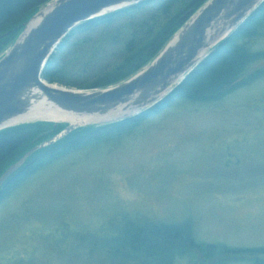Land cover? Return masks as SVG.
<instances>
[{
	"label": "rangeland",
	"instance_id": "obj_1",
	"mask_svg": "<svg viewBox=\"0 0 264 264\" xmlns=\"http://www.w3.org/2000/svg\"><path fill=\"white\" fill-rule=\"evenodd\" d=\"M192 1L178 0L166 16L175 17ZM165 2L146 0L108 24L68 37L51 61L59 74L53 84L92 91L89 85L100 78H124L150 64V45L168 22L159 9ZM250 44L264 50V37ZM133 53L134 61L125 63ZM263 67L264 61L255 64L248 74ZM125 219L190 221L198 243L222 251L195 252L173 264L264 260L263 254L221 249L264 248L262 79L216 103L176 100L131 133L92 143L27 179L0 204V264L151 262L147 254L109 255L105 242Z\"/></svg>",
	"mask_w": 264,
	"mask_h": 264
},
{
	"label": "water",
	"instance_id": "obj_2",
	"mask_svg": "<svg viewBox=\"0 0 264 264\" xmlns=\"http://www.w3.org/2000/svg\"><path fill=\"white\" fill-rule=\"evenodd\" d=\"M145 1L53 0L24 25L0 59V132L38 121L67 127L8 167L0 176V191L39 150L80 128L125 121L162 102L264 4V0H208L150 64L107 88L79 91L44 81L49 60L77 27Z\"/></svg>",
	"mask_w": 264,
	"mask_h": 264
},
{
	"label": "trees",
	"instance_id": "obj_3",
	"mask_svg": "<svg viewBox=\"0 0 264 264\" xmlns=\"http://www.w3.org/2000/svg\"><path fill=\"white\" fill-rule=\"evenodd\" d=\"M51 1L53 0H0V54L14 39L15 41L18 39L24 30V25L30 21L39 9ZM177 1L167 0L161 8L159 7L161 11L164 10L162 15L166 16ZM207 1L193 0L186 9L175 17L169 19L166 16L168 18L167 24L159 32L157 39L153 40L150 45L152 57L149 62H152L173 35ZM129 9L131 8L80 25L65 38L57 51L63 49L66 39L76 32H87L98 25L108 24L118 14ZM263 31L264 4L233 35L212 50L209 56L171 95L150 110L114 124L80 128L57 143L36 152L3 186L0 191V204L18 186L40 170L92 143L107 142L117 136L131 133L145 121L162 113L176 100L191 103H216L250 83L253 84L261 79L264 81V67L248 74L250 67L264 61V50L254 51L250 44L254 40L264 37ZM9 33L12 34L7 35ZM162 37H167V41L158 43L157 40ZM133 49L135 50V46ZM134 54H130L125 63L133 62ZM54 55L43 72V78L51 84H53L54 78L59 75L57 69L51 66ZM144 67L140 66L132 75L124 78L113 79L108 76L100 78L89 85L88 89H104L115 85L133 76ZM122 68L123 66H120L118 70L120 71ZM55 125L49 122H38L1 131L0 176L32 148L45 143L67 127L66 124H57L56 127ZM111 239V242H105L109 255L114 258L122 256L125 259H135L138 255L147 254L151 262L140 261L142 264H173L174 260L181 256H191L195 252L212 253L217 248L216 246L198 243L190 221L181 224H165L152 220L135 221L125 219L119 227V232ZM221 249H223V253H248L259 256L263 254L261 257H264V248L229 250V248L221 247ZM216 250L220 251L219 249ZM254 264H264V260H259Z\"/></svg>",
	"mask_w": 264,
	"mask_h": 264
}]
</instances>
